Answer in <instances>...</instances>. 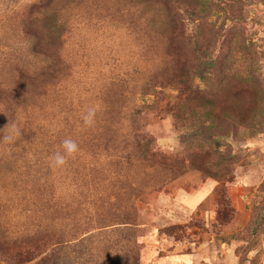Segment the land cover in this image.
<instances>
[{
  "label": "rangeland",
  "instance_id": "rangeland-1",
  "mask_svg": "<svg viewBox=\"0 0 264 264\" xmlns=\"http://www.w3.org/2000/svg\"><path fill=\"white\" fill-rule=\"evenodd\" d=\"M0 264H264V0H0Z\"/></svg>",
  "mask_w": 264,
  "mask_h": 264
},
{
  "label": "clouds",
  "instance_id": "clouds-1",
  "mask_svg": "<svg viewBox=\"0 0 264 264\" xmlns=\"http://www.w3.org/2000/svg\"><path fill=\"white\" fill-rule=\"evenodd\" d=\"M96 117V109L90 108L87 114L83 117L84 123L87 126L94 125ZM19 135V130H17V136ZM80 152L79 144L71 139L65 138L60 145V150L55 151L49 158L50 166L55 169L65 168L70 159H74Z\"/></svg>",
  "mask_w": 264,
  "mask_h": 264
},
{
  "label": "crops",
  "instance_id": "crops-1",
  "mask_svg": "<svg viewBox=\"0 0 264 264\" xmlns=\"http://www.w3.org/2000/svg\"><path fill=\"white\" fill-rule=\"evenodd\" d=\"M247 181V179L246 178H244V179H241L240 181H237V183H236V185H235V190L237 191V192H241L242 191V189L244 188L243 186V184H244V182H246ZM240 215H242V214H240ZM198 251L197 252H199V251H201V252H203V253H206L205 255H207V256H212V255H210V252L212 251V249H214L213 247V244H214V236L213 237H211V236H209L207 239H206V242H205V240L203 239L202 241H198ZM196 256V257H195ZM200 258H202V255H197V254H194L193 255V259L194 260H199ZM212 257H210V258H208V260L211 262L212 261V259H211Z\"/></svg>",
  "mask_w": 264,
  "mask_h": 264
}]
</instances>
